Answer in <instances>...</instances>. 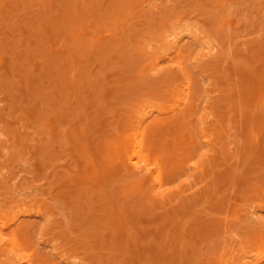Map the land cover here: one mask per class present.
I'll return each instance as SVG.
<instances>
[{
  "label": "rangeland",
  "instance_id": "rangeland-1",
  "mask_svg": "<svg viewBox=\"0 0 264 264\" xmlns=\"http://www.w3.org/2000/svg\"><path fill=\"white\" fill-rule=\"evenodd\" d=\"M263 83L264 0H0V264H264Z\"/></svg>",
  "mask_w": 264,
  "mask_h": 264
},
{
  "label": "bare ground",
  "instance_id": "bare-ground-1",
  "mask_svg": "<svg viewBox=\"0 0 264 264\" xmlns=\"http://www.w3.org/2000/svg\"><path fill=\"white\" fill-rule=\"evenodd\" d=\"M263 85H264V83H263ZM263 85L261 84V87L263 88ZM264 89V88H263ZM247 91V90H246ZM263 101H264V98H263ZM262 109V108H261ZM141 124V123H140ZM141 130H143V128H141ZM141 132V131H140ZM139 138V137H138ZM138 138H136V139H138ZM139 142V140H137V143ZM134 150H135V152L133 153V154H131L130 155V157H129V161H131V162H136V161H138L139 162V157H138V155H139V150H138V148H134ZM138 159V160H137ZM131 164V163H130ZM156 175H157V173H156ZM93 176V175H92ZM157 176H159V175H157ZM159 178L157 177V180H158ZM4 228H2L1 227V229H0V235L5 231V229L3 230Z\"/></svg>",
  "mask_w": 264,
  "mask_h": 264
}]
</instances>
